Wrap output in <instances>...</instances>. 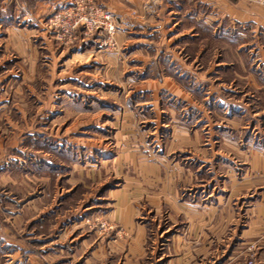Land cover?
<instances>
[{
  "label": "rangeland",
  "instance_id": "rangeland-1",
  "mask_svg": "<svg viewBox=\"0 0 264 264\" xmlns=\"http://www.w3.org/2000/svg\"><path fill=\"white\" fill-rule=\"evenodd\" d=\"M229 1L238 4L241 14L253 16L237 21L224 17L217 33L222 44L210 38L209 31L213 28L210 27L201 36V42L189 41L187 34H175L167 46L168 38L188 24L184 9L177 11L176 4L182 8L192 0H174V19V14L168 13V5L172 3L167 0H141L139 7L134 0H114L111 8L102 0H41L46 5L44 12H38L40 0H0V31L6 25L17 32L16 39L11 37L14 46L6 48L0 40V57L10 59L2 61L0 73L10 66L13 74L11 84L3 89L13 99L10 106L21 107L25 102L30 108L25 125L16 108H11L8 115L0 114V161L12 152L11 146L19 140L24 139L29 149L23 157L25 162L19 161L21 167L15 163L14 190L1 181L0 188L4 187L5 200L6 196H12L15 201L40 198L45 205L40 222L31 223L34 234L46 237V252L37 250L38 242L30 243L42 264H165L172 258V264H261L264 257L259 258L256 241L242 244L236 238L247 221L244 208L238 210L239 226L235 227L226 223L225 218L220 225L215 223L216 212L206 211V217L213 221L203 227V233L208 236L205 256L196 253L198 243H188V238L181 242L187 247L185 252L176 254L171 237L186 231L185 221L202 217L203 206L209 202V198H203L208 196L205 190L212 189L216 182L206 181L208 185L203 183L201 188L199 183L184 185L180 190V204L175 201L179 210L173 211L163 202L156 210L151 204V176L139 166L158 163L170 169L168 163L173 162L168 160L178 159L180 165L190 167L199 175L206 171V180L213 174L211 170L219 166L216 162L223 164L224 171L231 166L224 157L202 163L197 157H191L194 154L188 146L178 147V151L163 159L160 155L163 149L157 151L158 146L151 142L154 134L159 146L168 143L173 123L184 121L182 124H187L191 132L206 123L204 117L205 120H197L202 116L198 110L186 107L184 100L165 90L158 92L154 105L150 104V95L133 91L136 81L145 76L160 77L179 70L175 61L169 62L174 52L186 62L198 56L201 64L197 60L193 65L198 71L208 70L211 65L218 68L213 69L216 73L212 71L202 85L208 95L209 90L216 89L223 96L222 103L220 100L213 103V96L207 99L215 108L207 102L203 106L207 123H219L211 128L207 124L202 130L205 142L208 140L209 154L215 155L219 146L221 153L229 156L225 154L231 147L224 140L218 145L215 141L220 137L218 134L241 138L242 145L246 138L250 139L245 146H238V155L250 153L251 141L264 150V0ZM78 3L86 5V12L89 6L109 12L115 28L111 31L101 27L88 30L82 25L72 28ZM22 8L27 12L25 19ZM157 11L158 20L166 22L159 35L150 33L152 22L148 20ZM142 21L147 27L145 30L128 33L126 40L120 38L121 32ZM173 22H176L174 26ZM169 27L173 29L172 34L167 31ZM135 38L149 43L143 51L138 52ZM162 38L165 43L153 50L150 43ZM219 60L222 63L217 66ZM169 108L176 111L174 116ZM6 116L16 124L14 129L2 127ZM122 118L135 122L134 129L122 130ZM119 150L128 156L121 158L119 167L118 159L114 158L106 166L108 172L103 174L102 160L107 156L113 158ZM37 162H41L43 171L35 168ZM243 166L240 162L237 165L240 170ZM125 178L130 183L129 193L137 197L131 201L133 219L146 230L145 254L139 259L111 250L108 243L121 231L118 222L108 216L116 198L115 192L108 190L124 187ZM240 201L235 203L236 207ZM169 216L181 222L173 223ZM177 256H180L178 262Z\"/></svg>",
  "mask_w": 264,
  "mask_h": 264
},
{
  "label": "crops",
  "instance_id": "crops-1",
  "mask_svg": "<svg viewBox=\"0 0 264 264\" xmlns=\"http://www.w3.org/2000/svg\"><path fill=\"white\" fill-rule=\"evenodd\" d=\"M111 1L114 0H102V3L107 6V8H111L113 7ZM134 2L139 7V3H141V0H134ZM168 2L172 3L168 5V7H170L168 13L172 15L174 14L172 17L174 19L176 12L175 8L173 7L174 0H167V3ZM40 6L41 8H39ZM176 6L178 9L177 11H179V9L180 11L184 9V11H182L184 13L183 16L186 18L185 20H187L186 22L188 24L186 27H183V29L179 31L175 30L176 33L174 32V35L170 36L171 38H168L169 43L165 44L167 46L171 44L170 42L172 38L175 37V34L176 36H179L180 34H187V39L189 41L200 40L199 42H201V36L208 33V31L206 32V30L208 28V30H210V27H213L212 30L209 31L212 34L210 35V38L214 40V43L219 42L220 44H222L223 42L221 40H218L220 36H218L217 33L219 32V27L224 17L237 21L240 20L241 17L252 18L253 16L248 15V13L241 14L238 4H233L229 0H192V3L183 6L184 8H180L178 4H176ZM39 7L38 12H44V10L46 9V5L43 4L41 0L39 2ZM22 10L24 11L23 18L25 19L27 17V12H25V8H22ZM158 11L155 15L152 14L148 18V20L152 22L149 23V25L151 26L150 33L155 35H159V32H163L161 27H163L164 23L166 24L165 21L158 20V18H160V14L158 13ZM144 24L145 23L143 21L138 22L137 25H135L133 28L126 29L125 31L121 32L120 38H122V40H126L128 37V33L129 35H132L133 32L137 33L141 32V30H145L147 27L144 26ZM175 24L176 22H173L172 26H174ZM1 25L2 23L0 22V26ZM262 26L264 28V24ZM9 28L10 27H7L5 25L2 28L3 31H0V40L4 42L6 48H9V46H14L12 45L11 41L13 38L16 39L15 33H17L13 28ZM172 30V27H169L167 31L171 33ZM131 37L132 36H130V38ZM136 40V45L139 47L138 52L143 51V47H145L146 44H149L143 43L144 41L142 39L140 40V38V43L138 39ZM164 41L165 38H162L161 40L159 39L156 42L152 41L150 43V47H152L153 50L156 51L157 46L165 43ZM25 45L27 46V41L25 42ZM173 54L174 57L171 58V61L169 62L172 64V62L175 61V64L179 66V70H177L176 72L169 71L165 75L162 74L163 76L160 77L153 74H151V76H145L141 78L139 82L136 81V86L133 91L140 93L145 92L146 94L150 95V104L154 105V99H158V95L161 90H165L166 92L176 96L177 98L184 100L187 103L186 107H193L198 110L202 114V116H200L197 120H199L200 122L201 120L206 119V123L201 124V126L195 128L191 132V130H189V128L186 126L187 124L183 125L184 121L176 122V118H172V122L174 121L176 123H173L170 127V134H168V143L163 144L162 147L159 146V143L157 142V135L154 134L151 135V142L154 143L153 145L158 146L157 151L163 149L164 152L162 154L160 153L163 159H165V155L167 156L178 151V147L188 146V150L191 148V154H194H190L191 157H197L198 160L202 163L211 160L210 158L219 160L224 157V159H227L228 162L231 163V166L224 171V169L222 168L223 164L221 162H216V165L218 164L219 166H216V169H214L213 171L211 170L213 174L211 176L209 175V180H206L208 177L206 171L203 172L202 175H199L197 174V171L191 170L190 167L180 165L181 161L178 159L168 160V162H173L171 164L168 163L170 169H166L164 168V164L163 166H161L158 163L152 164L150 166L139 165L141 168L143 167L142 170L146 169L147 174H150L151 176L150 183H152L150 197L153 201V203H151L152 207L156 210H159L160 205L163 202L164 205L165 203L169 205V208L173 209V211L179 210L180 207H178V205L176 204H180V202H178L180 198V190L183 189L184 185L191 186L199 183L200 186L198 188H201V185H203V183L204 185H206L207 182L208 184L210 182H213V184L214 182H216V184H214L215 186L212 189H208L207 187V189L205 190V192L208 193V196H203V198H209V202L208 204L205 203L203 206L204 214L202 215V217L189 219L187 222L185 221L186 225H188L186 231L184 233H176L171 237V239L173 238L174 240L173 246L177 250H175L176 254L185 252V248L187 247L182 246L181 242H185V239L187 240L188 238V243H198L196 253L198 255L201 254L202 256H205L207 248L205 245L207 244L208 236L206 235V233H203V227H205L207 224L209 225V223L213 221L212 218L206 217V211H210L213 213L216 212L217 216L215 218V223L218 222L217 224L220 225L223 222L222 220L225 218L226 223L230 222V224L235 227L239 226L238 210L244 208L247 221L245 224H243L241 234H238L236 238L239 237L238 243L239 241H241L240 243L242 244L255 240L257 243V252H259V254L261 255L259 256V258H262L264 257V150L257 147L256 145L254 146V141H251L252 143H250V145L252 147V150L250 151V153L242 152L240 153L241 155H238V146H245L249 143L250 139L246 138V140L243 141L242 145L240 143L242 141L241 138L233 137L232 135H217V133L214 132V135L220 136L218 140H215L216 142H219L218 145H220V142L224 140L231 148L226 150L227 153L225 155H229L228 157L224 156L221 153V147L220 149H218L219 146L218 148H216L217 151L215 155L211 156V154H209L211 151L207 149L206 144L208 140L207 142H205L202 135V130L206 127L207 124H209L211 128L217 127L219 123H207L208 118L205 116L206 113L203 109V106L204 103H208L207 99L211 96L214 97L213 103L219 100V102L222 103L223 96L221 95L220 90L216 89L209 90L208 95L206 91L202 90V85L205 84L206 81H208V75L213 71V69L215 70L218 68L216 67V65H211L212 68L210 67L208 68V70L206 69L204 71H198L196 70V67H193L194 64H197L198 56H194V59L186 62V59H182V57H179L177 54H175V52ZM216 56L217 55H215V57ZM3 60L7 62L10 59H3L2 57H0V64ZM198 63L201 64V60H198ZM220 63H222L221 60L217 61V66H219L218 64ZM1 67L4 68L3 66ZM9 67L10 66L5 67L3 72L0 73V114L8 115L10 114L11 108H16L18 109V112H20L23 116L22 125H25L27 123V121H25V115L30 111V108L27 105L28 103L24 102L22 104L23 106L21 107H15V105H13V107L12 105L10 106V103L13 101V99L11 100L10 94L7 89H3L11 84L10 81L13 77V74H10L11 71ZM213 73H216V71H213ZM16 92L18 91L16 90ZM210 103L212 102H209L208 104L210 105ZM212 107L215 108V105L213 104ZM168 111L170 112L171 116L172 114L173 116L176 114V111L172 108H169ZM226 111L224 112L226 113ZM220 112L223 113V111L221 110ZM203 117L205 119H203ZM5 119L6 121H4V125L2 124V127L4 126L5 129H14L16 127L15 123H11L10 121H8V116H6ZM197 120L195 122H197ZM135 126L136 123L133 122L130 118L121 119L120 128L122 130H127L128 128L134 129ZM117 131L120 130L118 129ZM1 146L2 141H0V147ZM27 146L25 145L24 139L15 142V144L11 146L12 152L7 153L4 159L0 161V181L5 182L8 189H10L9 187H12V189L14 190L16 177L13 176V169L16 165V162H18L17 165L19 164V161L23 163L25 162L23 157L27 155V153L25 152L29 151ZM195 150H197V153H195ZM118 152L119 154L113 156V158L107 156V158H104L102 160V166H104L103 174L108 172L106 166L114 158L118 159L117 167H119L121 158H123L124 156H128V153H122L124 152L123 150H119ZM190 155L186 156V158L189 159ZM38 156L40 157V155ZM43 161L44 160H42V162ZM239 162L240 164H244L243 169L241 170L237 167ZM202 163L200 165H202ZM20 165L18 166L21 167ZM34 165L39 172L44 170V168L41 166V162L34 163ZM26 173H28V170L26 171ZM138 174L139 176H141L140 172ZM141 174L144 175L145 172L142 171ZM219 177H221V179H218ZM127 183L128 182L125 178L124 187L112 188L108 190L109 192H115L116 196L112 205L113 208L109 210L108 216L111 219L116 220L121 227V231H119L114 238L108 240V243L111 250L122 252L124 253V256H129L130 259H139L142 258L145 254L144 243L146 241V230L142 224L135 222L133 219L135 214L133 213V206L131 201L135 200L137 197L132 196V194H130L131 192L129 193V191L131 190L130 183ZM2 189H4V187L0 188V264H42L39 259L36 258V250L34 248L31 249L32 247L30 243L34 244L38 242L37 250L46 252V237L41 238L40 233H38V236L37 234H34L31 223L40 222L41 218L45 214V205L41 203V201L39 200L40 198H35L36 200L28 198L27 200L25 199L23 201H15L12 196H6L7 200H5ZM134 191L137 190L134 189ZM8 192L11 191L8 190ZM240 199H242V201H240V204H237L236 207L235 203H238ZM110 204L111 203L109 202V205ZM170 213L172 214V212ZM169 219L173 223L181 222L180 220H177L176 217L173 218L169 216ZM54 241H50V243H54ZM179 248H182V251L178 250ZM234 251L235 248H233L232 253ZM179 257L180 256L176 257V262H178L177 259ZM171 260L168 259L165 264H172ZM261 264H264V258L261 260Z\"/></svg>",
  "mask_w": 264,
  "mask_h": 264
},
{
  "label": "built area",
  "instance_id": "built-area-1",
  "mask_svg": "<svg viewBox=\"0 0 264 264\" xmlns=\"http://www.w3.org/2000/svg\"><path fill=\"white\" fill-rule=\"evenodd\" d=\"M87 9L88 11L86 12V5L78 3V6L75 9L77 12L74 14L72 28L80 25L85 26L88 30L101 27L111 31L115 28L109 12L100 8L96 9L92 6H89ZM249 263H251V260Z\"/></svg>",
  "mask_w": 264,
  "mask_h": 264
}]
</instances>
